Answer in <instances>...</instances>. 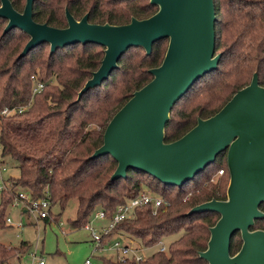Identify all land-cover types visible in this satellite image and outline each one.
<instances>
[{
  "label": "trees",
  "instance_id": "1",
  "mask_svg": "<svg viewBox=\"0 0 264 264\" xmlns=\"http://www.w3.org/2000/svg\"><path fill=\"white\" fill-rule=\"evenodd\" d=\"M10 1L17 11L24 10L26 0ZM214 3L220 63L173 107L165 127L166 143L181 139L199 119L215 116L251 83L255 73L264 87V0ZM33 8L36 22L58 29L68 26L66 9L77 21L88 14L91 24L113 26L127 25L132 18L148 19L158 11V7L141 0H35ZM6 25L7 20L0 18V113L4 108L27 105L32 100L29 112L0 118L2 155L19 172L10 178L15 186L27 189L36 200L49 199L52 207L58 205L62 211L77 199V218L71 223L75 229L85 228L97 210H103L107 219H112L119 205L148 188L169 206L162 207L157 214L150 206L137 208L134 217L118 223L105 242L122 233L143 247L152 248L165 238L179 235L167 252L158 251L142 264H208L200 253L207 250L210 229L220 216L213 212H189L212 200H227L230 175L226 153L182 187L166 186L136 170H129L127 178L114 181L111 177L117 162L110 155L91 159L103 145L105 130L114 115L136 91L153 80L150 70L163 63L167 40L155 43L149 55L142 48H130L121 57L119 68L78 101L79 92L101 66L104 47L78 44L46 54L45 46L50 45L41 44L19 58L29 36L19 29L3 34ZM120 75L125 77L123 82L118 81ZM33 76L46 85L34 98ZM199 86L202 90H197ZM220 170L224 175L214 183L213 173ZM12 200L13 196L2 198L0 231L8 226L6 216ZM256 227L264 231V219L256 220L252 230ZM236 236L232 240V255L242 247L241 241H235ZM22 249H27L25 243L19 248L0 244V264ZM101 260L102 264H136L108 257Z\"/></svg>",
  "mask_w": 264,
  "mask_h": 264
},
{
  "label": "water",
  "instance_id": "2",
  "mask_svg": "<svg viewBox=\"0 0 264 264\" xmlns=\"http://www.w3.org/2000/svg\"><path fill=\"white\" fill-rule=\"evenodd\" d=\"M34 1L26 0L19 12L10 0H0V18L7 20L3 34L19 29L29 36L19 58L41 44H49L51 54L78 44L104 47L101 66L79 92L78 101L119 68L121 57L130 48H142L149 55L155 43L169 40L163 63L150 70L153 80L114 115L103 145L91 159L110 155L117 162L111 177L114 181L136 170L166 186L182 187L226 153L227 200H212L189 212L220 216L200 257L208 264H264V231L252 230L256 220L264 219V87L258 73L215 116L199 119L181 139L165 142L173 107L220 63L214 0H150L158 7L156 14L144 20L132 18L122 26L91 24L88 14L77 21L66 9L65 29L36 22ZM238 233L242 247L232 255V240Z\"/></svg>",
  "mask_w": 264,
  "mask_h": 264
},
{
  "label": "rangeland",
  "instance_id": "3",
  "mask_svg": "<svg viewBox=\"0 0 264 264\" xmlns=\"http://www.w3.org/2000/svg\"><path fill=\"white\" fill-rule=\"evenodd\" d=\"M141 1L142 3L150 2V0ZM25 5L26 1L24 7ZM27 43L28 42H26L23 47L26 46ZM164 45L169 46V40L164 41ZM49 51L50 46H45V53L48 54ZM220 53V51L217 52V54ZM124 78V76L120 75L118 81L120 80L123 82ZM118 81L116 84L119 86L120 84ZM53 84L55 85L56 81H54ZM201 88L202 87L199 86L197 90H202ZM9 167L10 171L6 174V177L10 175L17 176L19 173L18 170L11 168L10 165ZM212 177L215 183L222 176L218 172L216 174L213 173ZM143 191L150 190L144 188ZM2 198L7 199L8 196L0 194V204ZM77 207V199L71 200L64 211L61 210L60 206L56 205L51 209L50 220L35 222L36 220L33 216L22 213V208L10 206L6 218L9 217L12 220V224L11 226L6 225L7 228L0 231V244L8 248H19L21 244L25 243L27 249L25 252H23V249L13 252L10 258L2 264H39L41 260H43L45 264H86L88 259L91 260L92 264H102L101 255L94 252L90 233L84 228L75 229L71 226V223L77 218ZM60 214L62 215L59 218L58 216H60ZM104 223V221H96L94 225L100 227ZM20 224L22 225L20 226ZM255 230L261 229L257 228ZM178 238L179 235L165 238L157 246L144 249V254L142 255L150 257L163 247L167 252L170 244ZM235 241L237 243L240 241L242 242L240 233L237 234ZM136 242L140 244L139 241L136 240ZM35 252L37 257L33 262L32 254Z\"/></svg>",
  "mask_w": 264,
  "mask_h": 264
},
{
  "label": "built area",
  "instance_id": "4",
  "mask_svg": "<svg viewBox=\"0 0 264 264\" xmlns=\"http://www.w3.org/2000/svg\"><path fill=\"white\" fill-rule=\"evenodd\" d=\"M33 89L32 98L41 94L45 89V84L39 80L37 76L32 77ZM32 100L27 105L16 106L13 108H4L0 113V118H11L19 116L30 111ZM10 167L6 159L2 155V146L0 144V194L13 196L11 207L22 208V213L33 216L39 222L41 220H50L52 205L49 199H34L31 192H28L22 187H17L10 180L12 175L7 176ZM219 174L224 175V171L220 170ZM144 206H150L154 214H157L158 210L169 204L163 197L151 193L150 191H142L139 196L128 200L126 203L117 207L112 219H107L103 210H98L92 216L89 223L85 226V230L90 233L91 242L94 246V252L99 253L101 257H108L114 260L125 262L127 260L134 261L136 264L144 263L149 257L143 256L144 249L142 245L138 244L136 240L119 233L110 242H105L106 237L109 236L112 229L120 222L131 219L134 217L136 209ZM96 221H104L105 223L100 227L95 226ZM6 224L11 226L12 220L7 217ZM22 224H20L21 226ZM161 243V242H160ZM159 243V244H160ZM160 252H166L163 247ZM37 255L36 252L32 254L33 262ZM39 264H45L43 260L39 261ZM86 264H92L88 259Z\"/></svg>",
  "mask_w": 264,
  "mask_h": 264
},
{
  "label": "flooded vegetation",
  "instance_id": "5",
  "mask_svg": "<svg viewBox=\"0 0 264 264\" xmlns=\"http://www.w3.org/2000/svg\"><path fill=\"white\" fill-rule=\"evenodd\" d=\"M263 206H264V205H263ZM263 206H262V207H263ZM261 210H262V208H261ZM262 211H263V210H262ZM263 212H264V211H263Z\"/></svg>",
  "mask_w": 264,
  "mask_h": 264
},
{
  "label": "crops",
  "instance_id": "6",
  "mask_svg": "<svg viewBox=\"0 0 264 264\" xmlns=\"http://www.w3.org/2000/svg\"><path fill=\"white\" fill-rule=\"evenodd\" d=\"M25 214H26V211H25Z\"/></svg>",
  "mask_w": 264,
  "mask_h": 264
}]
</instances>
